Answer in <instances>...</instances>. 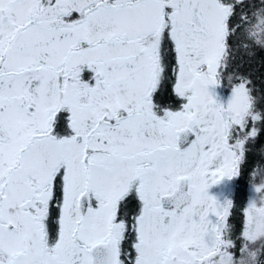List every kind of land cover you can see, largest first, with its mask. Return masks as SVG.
Wrapping results in <instances>:
<instances>
[{
  "label": "snow or ice",
  "instance_id": "6c2138e0",
  "mask_svg": "<svg viewBox=\"0 0 264 264\" xmlns=\"http://www.w3.org/2000/svg\"><path fill=\"white\" fill-rule=\"evenodd\" d=\"M257 8L0 0V264H205L216 169L238 156L249 200L264 179V74L241 71L264 67L241 54Z\"/></svg>",
  "mask_w": 264,
  "mask_h": 264
},
{
  "label": "flooded vegetation",
  "instance_id": "af4514ba",
  "mask_svg": "<svg viewBox=\"0 0 264 264\" xmlns=\"http://www.w3.org/2000/svg\"><path fill=\"white\" fill-rule=\"evenodd\" d=\"M221 99L226 102L227 93L223 94ZM246 107L247 109L243 111V114H236L240 120H245L252 115V113L249 115L246 113L249 107L248 104H246ZM221 131L224 136L228 135L229 125L227 122L222 125ZM222 146L226 147V143ZM238 161L239 157L237 156L232 162L231 167L233 170L230 174L221 171L224 165L216 169L220 174L217 176L215 185L210 186L208 191L219 210V215L214 213L212 217L215 222H218L219 228L215 224L211 227L210 235L205 237L197 251L190 254L192 259L203 260L205 264H224L228 258V254L231 253L232 264H237V261H242L243 259L241 258L244 257H246L247 264H264V234L260 239H249L248 232L244 230L246 203L243 207V227L241 232L232 234V222L227 218L228 209L233 204L234 212V209L237 207L238 198L241 197V194L237 191V185L240 183L247 185L248 183L246 178L241 180V176L239 175L232 178L236 175L235 166ZM245 190V195H247L248 189ZM234 242L239 243L238 254L235 256L233 254Z\"/></svg>",
  "mask_w": 264,
  "mask_h": 264
},
{
  "label": "rangeland",
  "instance_id": "374dc122",
  "mask_svg": "<svg viewBox=\"0 0 264 264\" xmlns=\"http://www.w3.org/2000/svg\"><path fill=\"white\" fill-rule=\"evenodd\" d=\"M211 23L213 25L214 31L222 30V25L219 23L218 18L213 17ZM209 47H215L214 39L209 42ZM245 109H247V107L243 96H238L233 105L234 113L243 114V111ZM254 187L256 188V192L258 194L252 196L250 200V190L247 191L246 195L244 230L245 232H248L249 239H260L264 234V191H261V189L264 188V179L257 180ZM243 242L245 243V241ZM231 256V253H229L228 258L224 264H232ZM245 258L246 257L241 258L243 260L237 261V264H247Z\"/></svg>",
  "mask_w": 264,
  "mask_h": 264
},
{
  "label": "trees",
  "instance_id": "16d2710c",
  "mask_svg": "<svg viewBox=\"0 0 264 264\" xmlns=\"http://www.w3.org/2000/svg\"><path fill=\"white\" fill-rule=\"evenodd\" d=\"M243 35L249 44L241 48V54L245 52L246 48L251 47L252 45L264 48V8H257L251 12V15L247 18V23L244 26ZM241 71L251 72L254 75H259V73L264 74V67L259 68V62L257 61L251 68L245 64ZM246 113L248 115L252 113L250 107H248ZM245 194L246 190L244 194L238 198L237 207L233 212L234 219L231 220L233 226L232 234H238L241 232L243 227V215H241V210L246 203ZM237 222L240 223L239 229H236L235 227Z\"/></svg>",
  "mask_w": 264,
  "mask_h": 264
}]
</instances>
